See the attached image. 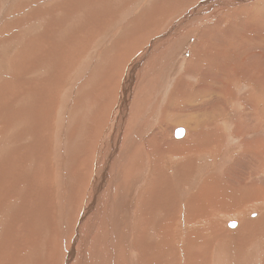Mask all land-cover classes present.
Returning <instances> with one entry per match:
<instances>
[{"label": "rangeland", "instance_id": "rangeland-1", "mask_svg": "<svg viewBox=\"0 0 264 264\" xmlns=\"http://www.w3.org/2000/svg\"><path fill=\"white\" fill-rule=\"evenodd\" d=\"M87 1L81 0L82 4L79 8H84ZM95 2L100 3L99 0ZM64 3L66 0H0V164L7 162L8 164H25L23 173L21 171L22 184L19 181L10 188L13 192L21 185L17 201L12 198L14 204H10L8 208V212L10 214L12 212V215L7 219L13 220V229L17 232L20 226L18 223L14 225L16 224L14 218L20 217L21 214L40 213L45 214L47 218L53 216L49 221L52 223L46 227L36 224L39 231L36 251L32 243L30 246L27 242L25 243L27 250L23 256L30 261V264H39L38 261L40 264H66V262L67 264H97V262L126 264L129 254L135 257L143 250L139 245V235L142 231L146 232V228L151 225H147L150 220L157 226L152 230L154 238L156 237L155 243L162 238L159 231L161 225L159 211L167 204V201L160 200L162 198L159 195L165 196L162 194L165 190H160L165 184V177L163 176L162 179L159 174V179L155 177L152 166L136 173L139 163H145L142 159L145 152L154 155L156 149L157 155H160L158 148L161 145V148L164 146V148H172V139H183L189 133V127L186 126L185 121H192L195 123L192 125H195L194 127L198 125L200 131L201 129L212 133L216 131L213 135L218 137L217 141L223 133L232 131L230 134L234 143L237 141L243 143L241 153L247 145L257 140L259 132L262 131L264 123V120L262 121L264 117V0H147L146 2L145 0H107L106 4H101V9H96L94 6L95 9L88 17L84 13L78 17H67V22L62 23V27L57 17L62 10H65L59 9ZM143 3L144 5L140 8L137 6ZM233 8L235 11L241 9L238 10L240 14L232 15ZM44 10L46 14H42L41 11ZM54 10L59 12L55 13ZM197 11L200 15H208V20L203 22L204 17L200 18ZM190 12L192 13L189 14ZM97 13L109 15L108 20L97 18ZM223 15L224 20L219 21ZM80 21L83 22L80 23ZM217 22L219 26L216 25ZM239 22H245L241 25H244L246 29L240 27ZM174 23L181 24L178 36L171 35L164 39L166 31ZM207 25H211L212 29L215 25L218 28L214 27L215 32L210 31ZM181 28H185V31H180ZM203 28L209 31H204ZM225 32H229L227 37ZM248 33L249 36L245 37L244 35ZM255 35H257L255 38L252 37ZM129 39L131 43H128ZM224 40L231 42L230 45L229 42L227 47L224 44H218V41ZM177 43L183 46L175 47ZM52 44L55 46L52 47ZM181 46V54L176 56L172 49ZM148 48L150 50H147ZM167 50L173 55L172 60H169L170 63L163 62L161 59L162 52ZM160 61L162 64L159 63ZM32 65L34 69L31 71ZM130 65L134 67L138 83L136 85L132 83L130 87H126V90L123 78L126 77V73L131 75L128 71ZM166 66L172 70H181L173 72L176 74L175 77H169L167 74L170 70H167ZM186 71H190L191 76H188ZM179 75L182 77L180 78ZM181 79L184 80L181 81ZM60 81H63V84ZM197 91L199 93L196 94ZM125 92H129L130 97L128 111L122 122L119 114L124 107L122 101ZM17 102H21V105ZM13 105L16 110L14 107L12 110ZM14 111L17 113L15 114ZM6 112L7 115H14V118L13 115L10 116L14 122L9 118L6 119ZM23 115L24 117L27 115L26 118L31 120L33 126L31 129L34 131L23 130L30 128L27 124L25 126V121L23 123L21 119ZM65 124H67L66 127H64ZM177 127L185 128L186 133L181 138L175 136ZM115 132L119 133V137L112 136V139L117 138L118 141L112 148V145L109 146L107 143L112 140L111 135ZM46 137L54 138L52 148L41 146V142L45 141ZM60 137L63 138L60 139ZM63 142L66 144L68 153L66 161L68 163L71 161L73 171L70 170V173H67L69 182L66 187H72V189L70 188L68 192L70 205L67 208L65 232L60 231L59 227L61 202L51 209L44 195L45 192L48 195L52 188L51 196L53 200H56L53 185L60 184L62 179L57 174L54 176L52 174V178H46L48 174L44 160L47 154H55L56 149H59ZM107 146L110 147L109 152L104 149ZM2 147L4 149L7 147L5 150L9 152V159L5 155V150L2 151ZM153 147H155L154 151H152ZM238 155L241 160L240 157L232 160L229 171L220 173V176L235 180L236 184H238L236 180H242L245 175L248 177L245 178L246 180H251L252 173L257 171L259 166L258 157L248 154ZM245 156L247 158L244 159ZM155 158L154 162L157 161ZM50 161L56 167L55 155L50 158ZM98 165H103L106 177L99 188L101 205L98 209L105 207L101 212L94 208L85 214L84 218L87 206L94 199L91 195L92 185L97 175ZM261 169L264 170V165ZM14 179L16 180V176ZM157 179L159 181H156ZM151 181H154L155 189L153 185H149ZM32 182L37 183L38 186L31 188ZM147 186L149 188L151 186L152 190ZM40 187L49 188L34 193V189H41ZM167 192L169 196V190ZM127 194L130 196L133 194L135 197L136 208L134 207L131 213L134 214L132 223L126 215L130 213V209L119 211L117 208L118 217L106 210L113 204L118 206L117 204L123 202ZM12 196H15L14 192ZM40 196H42L41 200L37 199ZM142 197L154 198L158 204L160 202V210H156L158 213H154V216L148 214L150 216L148 221H145L140 214ZM5 200L6 198H3L0 201ZM173 202L174 199L171 203ZM0 208H3L2 202ZM106 214L108 220L104 219ZM163 214H161L162 219L166 217L165 213ZM82 219L83 221H80ZM202 221L181 220L183 224L185 222L195 226ZM31 227L34 229L33 225ZM32 232L28 231L29 234H34V231ZM26 234L25 225L21 227L20 237ZM152 239L149 236L148 243ZM258 240L243 250L238 247V244L242 242L231 240L220 241L221 243L211 247L212 249L202 246L203 249L196 247V251L193 247L192 250L195 249V253L206 251L202 261H206L207 264H216L214 261H216L218 250L223 253L224 264L230 262L241 264L240 253L251 256L256 252L257 257L258 250L263 252V249L255 250ZM132 244L133 246L129 247ZM152 247L156 248V244ZM176 251V246L171 247L165 254L164 263L195 264L192 260L188 263L186 259H181L185 254L183 248L182 256L179 255V251L177 253ZM189 255H191L190 252ZM262 262V260L257 262L249 260L248 263L262 264Z\"/></svg>", "mask_w": 264, "mask_h": 264}, {"label": "bare ground", "instance_id": "bare-ground-1", "mask_svg": "<svg viewBox=\"0 0 264 264\" xmlns=\"http://www.w3.org/2000/svg\"><path fill=\"white\" fill-rule=\"evenodd\" d=\"M83 1H85V0H83ZM95 1L96 0L91 2V0H88L86 3V6L84 8H81V7L79 8V5L82 4L81 0H66V3H64V5H63L64 7L62 6L61 8H59V9H65V10H62L58 15L59 17H57V18L59 19L60 23L62 24V23L67 22V19H68L67 17H69V16L78 17L79 15L84 13L88 17V15L91 13V11L93 9H95L94 6L96 7V9H101L100 8L101 4H103V3L106 4V2H107V0H99L100 3H96ZM146 1L147 0H145V2ZM183 4H186V3H183ZM143 5H144V3L139 4L137 6L140 8ZM233 9L234 10H231L232 15L240 14V12L238 10H241V9H238L236 11H235V8H233ZM35 10H37V9H35ZM41 12H42V14H44V13L46 14L45 10L41 11ZM54 12L56 13L59 11L54 10ZM135 13H136V8H135ZM162 13H163V11H162ZM191 13L192 12H190L189 14H191ZM73 14H76V15H73ZM197 14L200 16V18L204 17L203 22L207 21L209 18L208 15H203L202 13H201L202 15H200L199 11H197ZM38 15H39V13H38ZM43 17H45V16H43ZM107 17H109V15H107V14L98 15V13H97V18H100L101 20L107 19ZM223 20H224V15H223V17H221L219 19V21H223ZM82 22L83 21H80V23H82ZM180 22H181V20H180ZM145 23H147V22H145ZM239 23L240 24H238V25L243 28L244 25H241V24H245V22H243V23L239 22ZM180 25L181 24H179V23L178 24L174 23L171 26V28L168 29V31L165 30L166 33H165L164 39H166L168 36H171V35L178 36V34H179L178 30L180 28ZM216 25H218V22L216 23ZM216 25L214 27H217ZM61 26L63 27V24ZM207 26L211 29L210 31L215 32L214 27L212 29L211 25H207ZM232 26L233 25H231V27ZM208 27H207V29H208ZM244 28L246 29V27H244ZM184 29L185 28H181L180 31L181 30L185 31ZM229 29H230V27H229ZM203 30L209 31V30H206V28H203ZM251 32H254V31H251ZM228 33L229 32H227L225 34L226 37H227ZM241 34H243V33H241ZM251 34L254 35V33H251ZM259 34H261V33H259ZM209 35L211 37L212 33ZM244 36L248 37L249 33L244 35ZM256 36L257 35L252 36V37L255 38ZM249 38L251 39V37H249ZM181 40L184 41V39H181ZM42 41H41V43H43ZM131 42L132 41L129 39L128 43H131ZM228 42L229 41H227V40L218 41V44L221 43L222 45L224 44L227 47ZM137 43H139V42H137ZM172 43H170V44H172ZM230 43L231 42H229V45H230ZM53 45L54 44H52V47H53ZM180 45H182V44L177 43V45L175 47L180 46ZM182 46L178 47L176 49H172L176 56H179L181 54L180 50H182ZM184 47H185V43H184ZM216 47H217V45L215 44V48ZM41 49H42V47H41ZM147 50H150V48H148ZM168 52H169V50L162 52L163 56L161 54V56H162L161 59L163 60V62L168 61L170 63L169 60H172L173 55L171 53H168ZM101 53H99V54H101ZM143 56H145V55H143ZM174 58H176V57H174ZM159 63H161V61ZM180 63H182V62H180ZM133 68L134 67L132 65H130L128 71H130L131 75H127V73H126V75H125L126 77L123 78L125 80L124 81V87L125 88L130 87L132 83H134L135 85L138 83L137 76L135 75ZM166 68H167V70H170V72L167 74L169 77H175L176 74H174L173 72H180V70H181V69L180 70H176V69L172 70L168 66H166ZM33 69H34V66L32 65L31 71ZM182 70H183V68H182ZM152 72H153V70H152ZM182 73H180V74H182ZM185 73L188 76H191L190 71H188V72L186 71ZM22 75H24V74H22ZM250 75H251V73H250ZM179 76H180V78L182 77L181 75H179ZM183 80L181 79V81H183ZM60 82L63 84V81H60ZM186 85H187V83H186ZM25 87H27V86H25ZM127 88H126V90H127ZM182 88H185V87H182ZM38 89H40V87ZM197 93H199V91H197L196 94ZM26 95H27V93H26ZM129 97H130V93L125 92L124 97H123V101H122L123 102L122 106H124V107H122V113L119 114L121 119H122V122H124V119L126 116L125 114H127V111H128ZM27 98H28V96H27ZM19 101H21V100H19ZM53 101L55 103V98ZM21 102H23V101H21ZM21 102H17V103L20 104ZM14 105L12 106V110H13ZM67 108H69V107H67ZM14 110H16L15 107H14ZM65 110L67 111L66 105L64 107V112L66 113ZM18 111H20V110H18ZM31 111H32V109H31ZM69 111H70V109H69ZM15 112L16 111H14V113ZM64 112H63V114H64ZM68 114H69V112H68ZM12 115L13 114L7 115V112H6L5 117H6V119L9 118V120H10L11 119L10 116H12ZM26 116L24 117V115H23V117L21 119H22L23 123L25 121V123H24L25 126L27 124L30 128L26 127L27 129H23V130L34 131L33 129H31L33 127L31 125L32 124L31 120L26 118ZM12 117L14 118V115ZM6 119L4 118V121ZM263 120H264V117H263L262 121ZM184 123L187 124L186 125L187 127H189V133L183 139H180V140H173L172 139V141H171L172 142V144H171L172 148H169V149L164 148L165 146L163 148H161L162 147V145H161L160 148H158V151H160L161 154L157 155L156 149H155V147H153L152 151H154V149H155V154L153 155V153H151V155H149L148 153L145 152V154H144L145 156H143V158H142V159H144L145 163L140 164L137 161L139 163V165L137 166L136 173H137V171L139 173V172L149 168L150 166H152L153 173L155 170V173H154L155 177L157 176L159 179L158 174L162 176V177L160 176V178H162V179H163V176L165 177L164 178L165 184L162 185L160 188V190L161 189L165 190V193H162L165 196L159 195V194H161V193H159L158 195L161 196L160 198H162V199H160V198H158V199L163 200V201H167V204L162 207L161 211H159V213H160L159 219L161 220V223H160L161 225H160L159 231L162 234V238L159 239L157 237V239H159V240H158V242L156 241V243H155L156 237L154 238V235H153L154 231H152V230L154 229V227H157V226L155 224H153V222L149 219L150 218L149 215L151 214L154 216V213L157 214L158 212L156 210H160L161 206H160V202L158 204L154 200V198H151L152 196L149 197L150 200H148L149 199L148 197L143 198L144 197V194H143V197H142L143 200H141V205H142L141 207L142 208H141L140 214L145 221L150 220L147 223V225L148 226H149V224H151V225L148 228H146V232L142 231L141 234L139 235V245L141 246V248L143 250L140 252L139 255H137L135 257H133L132 254H129L128 261L126 260V264H131V262L133 264H166V263H164L165 254L173 246L177 247L176 253L179 251L180 252L179 255H181V251L183 248V251L185 252V254H184V256L181 255L182 256L181 259L182 258L186 259V261L188 263H190V260H192L193 262H195V264H205L206 261L204 262L202 260L205 256L204 254L206 253V251L204 250L205 252H201L198 250L199 252L195 253L194 250L196 249V247L197 248L200 247L203 249L204 247H202V246H206L208 248H211V247L215 246L216 244H219V243L227 241V240L228 241L231 240L232 242H234V241L235 242H239V241L242 242V243L238 244V247L240 250H243V248L247 247L250 244H254V241L259 239L258 244L255 247V250L263 249V252H264V170L261 169L263 166V163H264V136L262 134V131H264L263 130L264 129V123H263L262 131H260L259 134L257 133L258 134L257 140H255L253 144L247 145V147L245 149H243L242 153L240 152V150H241V147L243 146V143H242V141H239V142L237 141L236 143H234V139L231 137V134H230V133H232V131L227 132V133H223V134L221 133L222 135L220 137V140L218 139L219 141H217L218 137L213 135V133H215L216 131H213V133L211 131H208V130L203 131V129H201L202 131H200L198 125H196L197 127H194L195 125L194 126L192 125V124H195L192 121H189V122L185 121ZM78 125H80V124H78ZM9 126H11V125H9ZM66 126H67V124L64 125V127H66ZM201 127H203V126H201ZM231 129H232V127H231ZM60 131H61V129H60ZM223 131L226 132L224 129H223ZM235 131H237L236 128H235ZM118 132H115L114 134H112L111 139H112L113 135H114L113 137H115V135H117V137H119ZM185 133H186V131H185ZM138 134L140 135L139 131H138ZM48 135H50V134L48 133ZM48 135H47V137H48ZM217 135H219V134H217ZM238 135H240V133H238ZM194 136L196 137V139H194L195 138ZM242 136H243V134H242ZM47 137H46L45 141L41 142V146L47 147V148H49L51 146V148H52L54 138L52 137V139H49V138L47 139ZM62 138L63 137H60V139H62ZM116 139L110 140V142H108L107 144H109V146L112 145V148L115 147V145L118 142ZM199 139H200V142H199ZM62 141L63 140H61V142ZM149 141H152V140H149ZM236 145H238V147H234ZM6 148L7 147H5V149ZM51 148H50V150H51ZM106 148H108V146L105 147L104 149L107 152H109L110 147L108 148V150ZM5 149H4V147H2V151H4ZM203 153H205V154H203ZM238 154H245V155L248 154V155H254V156L258 157L257 160H259V166H258V170L255 171L254 173H252L253 175H252L251 180H249V179L246 180L245 178L247 176L245 175V177H243L242 180H239V181L236 180V182H238V184H236V183H234L235 180L232 181L233 179H227V177H224L222 174H221L222 176H220V173L229 171V165H231L230 163L232 162V160L234 161V159L236 160V158L240 157ZM5 155L7 156V159H9L8 158L9 157L8 150H5ZM22 155L25 156L24 153H22ZM53 155H55L57 157L56 167L53 164V162L51 163V161H50V158H52ZM67 156H68L67 147H66V144L63 142L62 146L59 149H56L55 154L54 153H51L49 155L47 154V156L44 160L45 168L47 169L46 173L48 174L47 177L46 176L45 177L47 179H49L50 177L52 178V176H51L52 174H53V176L57 174L58 177L60 179H62L60 184L53 185V193L55 195L54 199H56V200H53V198L51 196L52 188H50L48 195H46L47 194L46 192L44 193V195H45V198H46L48 204L50 205L51 209L54 207L55 204L58 205L61 202L60 203V205H61L60 206V209H61L60 212L61 213H60V216L58 214H57V216H59V219H60V222H59L60 231L63 230L64 232L66 230V218H67L66 215L68 214L67 208L70 205V201H69L70 195H68V192L70 191V188L72 189V187H70V188L66 187V185L68 186V182H69V178H68L67 173L68 172L70 173V170L72 169L71 168V165H72L71 161L69 163H68V161H66ZM155 157L157 158L156 162H154ZM19 158H23V157H19ZM243 158L245 159L247 157L245 156ZM239 159L241 160V157ZM158 160H159V163H158ZM162 161H164V163ZM239 162H241V161H239ZM19 163H21V162H19ZM24 166H25L24 163L23 164H18V163L8 164V162H7V163L0 164V200H2L3 198H6L5 201H0V203L2 202V206H3V208H0V226H1V229H0V264H30V261H28L23 256L24 252L27 250L26 249L27 245L25 243L27 242L29 244V246L32 243V245L34 246V249L36 251V247L38 245V240H39V231H38L36 224L38 223V224L46 227L52 223V221L51 222H49V221L53 218V216L50 218H47V217H45V214L43 215L40 213H33L32 215H30L29 213L21 214L20 217L14 218V220L16 221L15 222L16 224H14V225H17V223H18V225L20 226V227L18 226L19 230L16 232L13 229L14 228L12 225L13 220L7 219L8 217H10L12 215V212H11V214L8 212V208H9L10 204H14V202H12L13 201L12 198H15L17 201L18 196H19V189H20L21 185H19V187L16 188L17 191L16 190L13 191L15 196H12L13 192L10 191V188L12 187V185L14 183H17L21 180V171L23 173ZM155 168H157V169H155ZM230 168H232V167H230ZM78 169H79V167H78ZM96 170H97V175L95 176L94 181H93L92 194H91L92 196H94V199H92L93 201H90V205L87 204L88 206L86 208V211H85L83 217L85 216V214H88V212L93 210L94 208H96L98 210V212H101V211H103V208L105 207L104 206L103 208L101 207V209H98L101 205V200L99 197V188H101V186L103 184V179H104V181L106 180V177L104 174L105 168L103 167V165H101V166L98 165V167H96ZM75 172H77L76 167H75ZM248 172H250V171H248ZM248 172H246V174ZM216 173H218V174H216ZM228 173L230 174L231 172H228ZM15 176H16V180L14 179ZM102 176H103V178H102ZM229 177H232V176H229ZM150 178H149V180H150ZM158 179L156 181H159ZM153 180H155V179H153ZM153 182L149 185H151V186L153 185V187H154ZM20 183L22 184V181H20ZM42 184H44V183H42ZM30 186H31V188H34L38 185H37V183L32 182L30 184ZM151 186H150V188L148 186L147 187L150 190H152ZM158 186H160V185H158ZM175 186H177V187H175ZM155 187L153 189H155ZM40 188L41 189H37V188L34 189V193H36L40 190H47L49 187H44V188L40 187ZM140 189H141V185H140ZM66 190H67V195H65ZM150 190H148V191L150 192ZM167 190H169V193H170L169 196L167 195L168 194ZM133 194L131 196L127 194V196L124 197L125 200L123 202L117 204L118 206L113 204L110 207H108L106 210H109L114 215L116 214L118 217L120 210L126 211V210L130 209V213H128L126 215H128L130 223H132V217L134 214H131V213H133V209L136 208V204L134 206V203H135L134 198L135 197H133ZM147 196H148V194H147ZM41 197L42 196H40L37 199L41 200ZM155 197H156V194H155ZM173 199H174V202L172 204L171 202L173 201ZM117 208H119V211L117 210ZM48 211H49V208H48ZM149 211H151L152 213H150ZM163 213H165L166 217L164 216L165 218L162 219L161 214H163ZM233 213H236V215H232ZM99 216H100V214H99ZM141 216H140V218H141ZM55 217H56V214H55ZM31 219L34 222L31 223V221H32ZM104 219L108 220L107 214L104 216ZM181 220L182 221L187 220L188 222H195L197 220H203V221L198 226H195L193 224H188L185 222L183 224V222H181ZM80 221H83V219ZM137 222H139V220ZM31 224L34 226L35 230L31 227L32 226ZM25 225L27 227V234L21 238L20 237L21 227H24ZM28 231H29V233L34 231V234H29ZM160 232L158 234H160ZM156 233H154V234L157 235ZM187 233H189V234H187ZM183 234H185L184 235L185 239H184ZM61 235H62V232H61ZM149 236L151 238H153L150 243H148V237ZM98 244H100V243H98ZM153 244H156V248L152 247ZM232 245H233V243H232ZM130 246H133V244L129 245V247ZM134 247H136L135 244H134ZM193 247L195 248L194 250H192ZM75 249H76V247H75ZM206 250H207V248H206ZM70 251L72 252V250H70ZM196 251H197V249H196ZM210 251H209V253H210ZM258 251L259 252L257 253V257L255 256L256 252H254V251H253L254 254H252L251 256L249 254L240 253L239 257L242 258L241 264H252V263H248L249 260L254 261V262L255 261L257 262V260H259V261L262 260L263 261L262 264H264V258H263L264 254H263V252H261V250H258ZM189 252L191 255H189ZM211 252H213V250ZM228 252L229 251H227V253ZM102 253H104V252H102ZM74 254H75V252H74ZM179 255H177V256H179ZM236 255H238V254H236ZM70 257H71V255L69 256V258ZM97 258H99V257L97 256ZM240 258H238V259L240 260ZM223 259H225L223 257V253L221 252V250H218L216 257H215L216 261H214V262L216 264H224ZM208 260H210V259H208ZM233 260H235V259H233ZM230 261H231V259H230ZM103 262H105V261H103ZM235 262H236V260H235ZM37 263L40 264V261H38ZM68 263H70V261H68ZM208 263H209V261H208ZM66 264H67V262H66ZM97 264H102V263L97 262ZM105 264H108V262Z\"/></svg>", "mask_w": 264, "mask_h": 264}, {"label": "water", "instance_id": "water-1", "mask_svg": "<svg viewBox=\"0 0 264 264\" xmlns=\"http://www.w3.org/2000/svg\"><path fill=\"white\" fill-rule=\"evenodd\" d=\"M185 134V128L184 127H177L175 129V136L177 138H181Z\"/></svg>", "mask_w": 264, "mask_h": 264}, {"label": "crops", "instance_id": "crops-1", "mask_svg": "<svg viewBox=\"0 0 264 264\" xmlns=\"http://www.w3.org/2000/svg\"><path fill=\"white\" fill-rule=\"evenodd\" d=\"M264 134V133H263ZM263 165H264V163H263Z\"/></svg>", "mask_w": 264, "mask_h": 264}]
</instances>
